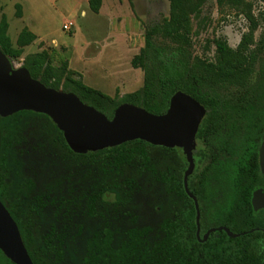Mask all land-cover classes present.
<instances>
[{
    "label": "trees",
    "instance_id": "obj_1",
    "mask_svg": "<svg viewBox=\"0 0 264 264\" xmlns=\"http://www.w3.org/2000/svg\"><path fill=\"white\" fill-rule=\"evenodd\" d=\"M207 1L169 0L170 16L146 28L145 45L131 60L144 73L143 86L122 97L52 66L47 52L25 56L34 78L75 92L109 118L123 103L165 113L178 91L207 110L188 178L198 209L185 190L189 162L181 148L137 139L79 154L46 114L0 116V199L34 264H264V209L253 205L254 193L264 188V57H238L222 37L215 40L216 62L193 55L191 16ZM243 3L217 0L220 8ZM89 5L98 12L102 0ZM7 29L4 17L0 48L19 58L37 35L24 28L16 49ZM219 227L239 235L216 230L205 238Z\"/></svg>",
    "mask_w": 264,
    "mask_h": 264
},
{
    "label": "rangeland",
    "instance_id": "obj_2",
    "mask_svg": "<svg viewBox=\"0 0 264 264\" xmlns=\"http://www.w3.org/2000/svg\"><path fill=\"white\" fill-rule=\"evenodd\" d=\"M169 16V0H102L98 12L90 8L89 0H0V22L6 18L13 48H21L18 38L24 28L37 35L22 47L19 58L10 57L14 67L24 66L28 54L47 52L52 66L76 69L97 87L119 84L125 75L127 79L130 59L145 45L146 28ZM67 21L74 22L70 31L63 28ZM219 37L238 57L263 58L264 0H244L238 8H220L217 0H208L199 14L191 16L193 55L216 62ZM115 67L126 72L117 76L111 72Z\"/></svg>",
    "mask_w": 264,
    "mask_h": 264
},
{
    "label": "water",
    "instance_id": "obj_3",
    "mask_svg": "<svg viewBox=\"0 0 264 264\" xmlns=\"http://www.w3.org/2000/svg\"><path fill=\"white\" fill-rule=\"evenodd\" d=\"M20 111L48 115L63 132L68 146L79 154L116 147L137 139L153 145L183 149L189 162L184 175L185 190L195 201L196 208H199L197 197L188 187V178L196 167V135L207 110L191 95L183 91L176 92L168 110L162 114L123 103L109 118L85 103L75 92L49 87L34 78L27 67H14L11 58L0 48V116L8 117ZM259 157L264 174V140ZM253 205L256 210L264 209L263 189L254 193ZM197 218L199 220V213ZM216 230H225L232 237L239 235L227 227H219L209 230L205 238ZM0 250L15 264H34L18 224L1 199Z\"/></svg>",
    "mask_w": 264,
    "mask_h": 264
},
{
    "label": "crops",
    "instance_id": "obj_4",
    "mask_svg": "<svg viewBox=\"0 0 264 264\" xmlns=\"http://www.w3.org/2000/svg\"><path fill=\"white\" fill-rule=\"evenodd\" d=\"M132 58L130 59V62H131ZM74 70H76V69H74ZM111 72L117 76L118 75L120 76V75L124 74L126 71H124L123 69L119 70L117 67H115L114 71L111 70ZM79 74H81V73L79 72ZM127 74H128L127 79L125 78V76H126L125 75L123 78V81L121 83L117 84L115 82L112 85H105L104 84V85H102V87H100V86L97 87L96 85H91V84L87 83L86 81H84L83 79L82 80L88 86L95 88L97 90H100L101 92L105 93L106 95H108L110 97H116V96L122 97L123 95H125L127 93H131V92H134L136 90H139L140 88H142L143 83H144V74H143L141 69L134 68L132 66V69L128 70ZM126 86H128V89L124 88ZM106 88H110V90H107Z\"/></svg>",
    "mask_w": 264,
    "mask_h": 264
},
{
    "label": "built area",
    "instance_id": "obj_5",
    "mask_svg": "<svg viewBox=\"0 0 264 264\" xmlns=\"http://www.w3.org/2000/svg\"><path fill=\"white\" fill-rule=\"evenodd\" d=\"M73 27H74L73 21H67L66 23H64V26H63L65 31H70L72 30Z\"/></svg>",
    "mask_w": 264,
    "mask_h": 264
},
{
    "label": "flooded vegetation",
    "instance_id": "obj_6",
    "mask_svg": "<svg viewBox=\"0 0 264 264\" xmlns=\"http://www.w3.org/2000/svg\"><path fill=\"white\" fill-rule=\"evenodd\" d=\"M1 171V177L3 176V169H0ZM264 190V188H262ZM0 264H6V262L3 261V258L1 257V254H0Z\"/></svg>",
    "mask_w": 264,
    "mask_h": 264
}]
</instances>
